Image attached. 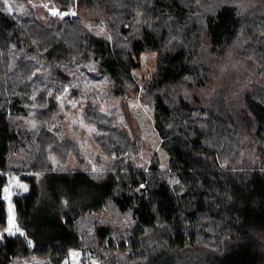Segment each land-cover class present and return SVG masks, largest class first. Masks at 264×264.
Listing matches in <instances>:
<instances>
[{
  "label": "trees",
  "instance_id": "obj_1",
  "mask_svg": "<svg viewBox=\"0 0 264 264\" xmlns=\"http://www.w3.org/2000/svg\"><path fill=\"white\" fill-rule=\"evenodd\" d=\"M22 2L0 0V264H63L76 250L149 264L151 238L205 253L203 264H264V0H52L62 16L46 22ZM147 51L156 68L140 87ZM237 54L249 86L230 77L211 90ZM61 94L83 101L103 175L58 125ZM138 95L154 108L164 168L157 155L136 168L134 140L98 104ZM11 174L28 184L12 198L16 234L4 232Z\"/></svg>",
  "mask_w": 264,
  "mask_h": 264
},
{
  "label": "rangeland",
  "instance_id": "obj_2",
  "mask_svg": "<svg viewBox=\"0 0 264 264\" xmlns=\"http://www.w3.org/2000/svg\"><path fill=\"white\" fill-rule=\"evenodd\" d=\"M17 6L21 12L31 9L36 18L41 22H46L50 16L54 14L56 9L52 0H23V2ZM9 7L14 11L10 3L7 4V10ZM80 14L82 16L85 15L83 11H80ZM54 15H58L59 17L62 16L60 11L58 14ZM86 25L96 36L108 37L103 24L86 22ZM156 56L157 53L155 51H147L141 54L140 68L133 72L134 78L140 87L143 81L149 78L155 71ZM248 69H251L248 61L238 54L234 55L227 60L225 69L217 73L216 79L213 80L209 86L211 90H216L221 85H226V83H228V78L234 77V80H240L239 83L241 84L246 80L244 86L248 87L251 82L248 80V75L238 73H247V71H249ZM57 98L59 100L57 112L60 117L62 116V120L58 125L62 126L63 130H65L75 142V145L81 153L82 161L85 164L83 168H86L89 172H93L98 176L103 175L106 171L108 159L102 155L95 141V137L99 132L92 123L85 119V105L83 101L78 98L69 97V95L66 94H61ZM98 104L102 110L114 116L115 123L119 127V130L126 132V134H129V137L134 140L135 147L131 154V160L136 168H147L155 155L160 158L163 168L167 166L168 155L160 146V138L154 124V108L151 104L143 102L140 95L124 100L114 99L112 104H105L104 101H100ZM109 108H114L115 111L110 112ZM39 123L38 121L37 124H31L32 128H36ZM27 190L28 184L21 180V176L18 174H11L9 176V181L3 195L9 211L8 226L4 231L7 234L22 233L16 221L12 198L15 194L25 193ZM103 213L104 211L98 212L100 215H103ZM147 246L151 249L149 264H203V262L208 261L206 254L199 251H187L180 254L169 253L158 238L149 239ZM100 263L101 261L89 251L76 250L71 252L69 258L63 264ZM29 264L38 263L30 262Z\"/></svg>",
  "mask_w": 264,
  "mask_h": 264
},
{
  "label": "water",
  "instance_id": "obj_3",
  "mask_svg": "<svg viewBox=\"0 0 264 264\" xmlns=\"http://www.w3.org/2000/svg\"><path fill=\"white\" fill-rule=\"evenodd\" d=\"M54 13L55 14H58L59 13V10L58 9H55Z\"/></svg>",
  "mask_w": 264,
  "mask_h": 264
},
{
  "label": "snow or ice",
  "instance_id": "obj_4",
  "mask_svg": "<svg viewBox=\"0 0 264 264\" xmlns=\"http://www.w3.org/2000/svg\"><path fill=\"white\" fill-rule=\"evenodd\" d=\"M8 11H9V13H11V11H12L11 7L8 8ZM54 14H55V13H54Z\"/></svg>",
  "mask_w": 264,
  "mask_h": 264
}]
</instances>
